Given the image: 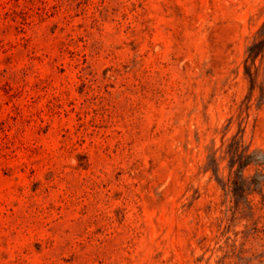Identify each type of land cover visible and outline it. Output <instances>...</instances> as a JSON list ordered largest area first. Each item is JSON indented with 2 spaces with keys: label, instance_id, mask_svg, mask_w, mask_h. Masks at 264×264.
<instances>
[{
  "label": "rangeland",
  "instance_id": "1",
  "mask_svg": "<svg viewBox=\"0 0 264 264\" xmlns=\"http://www.w3.org/2000/svg\"><path fill=\"white\" fill-rule=\"evenodd\" d=\"M263 42L264 0H0V264H264Z\"/></svg>",
  "mask_w": 264,
  "mask_h": 264
},
{
  "label": "trees",
  "instance_id": "2",
  "mask_svg": "<svg viewBox=\"0 0 264 264\" xmlns=\"http://www.w3.org/2000/svg\"><path fill=\"white\" fill-rule=\"evenodd\" d=\"M264 46V42L260 44V46ZM261 52V48H259L257 45L251 46L249 49V59L255 61V59L259 56ZM228 154L231 156V164H230V169L231 173L236 165H238V169L235 171L236 174V179L234 180V192L236 190L242 191V192H254L256 189H261L260 191L263 190L264 188V176H262V180H258L257 178L252 179V181H248L244 177V170L245 168L250 165L251 163L256 161V156L255 155H249L246 156L244 152L239 153V147H236V149H230ZM210 164L209 167H214ZM218 171V170H217ZM252 187H255L252 188ZM236 194V193H235Z\"/></svg>",
  "mask_w": 264,
  "mask_h": 264
}]
</instances>
